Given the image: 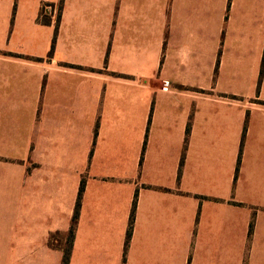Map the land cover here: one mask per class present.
<instances>
[{
  "label": "crops",
  "instance_id": "0c3cea01",
  "mask_svg": "<svg viewBox=\"0 0 264 264\" xmlns=\"http://www.w3.org/2000/svg\"><path fill=\"white\" fill-rule=\"evenodd\" d=\"M263 59L264 0H0V264L81 185L69 264H264Z\"/></svg>",
  "mask_w": 264,
  "mask_h": 264
},
{
  "label": "trees",
  "instance_id": "16d2710c",
  "mask_svg": "<svg viewBox=\"0 0 264 264\" xmlns=\"http://www.w3.org/2000/svg\"><path fill=\"white\" fill-rule=\"evenodd\" d=\"M59 20V14L57 16V21ZM41 23L43 24H50V16L46 15H41ZM55 40H56V33L52 39V44H51V50L48 55H51L52 50L55 45ZM264 72V59L261 65V70H260V76L263 75ZM189 129H187V135H188ZM82 188L83 186L81 185V188L78 193L75 209H74V214L71 219V224L69 230L65 234H61L59 232H56L55 234H52L48 241H47V246L51 249H58L62 252V260L61 264H69L70 257H71V252H72V243L73 239L75 236V231H76V225H77V220L79 216V208H80V200H81V193H82ZM135 201L133 202V207L131 210L130 218H129V225L128 229L126 232V238H125V243H124V254L126 252L130 235H131V229H132V224L134 220V213H135Z\"/></svg>",
  "mask_w": 264,
  "mask_h": 264
},
{
  "label": "built area",
  "instance_id": "2783aa9c",
  "mask_svg": "<svg viewBox=\"0 0 264 264\" xmlns=\"http://www.w3.org/2000/svg\"><path fill=\"white\" fill-rule=\"evenodd\" d=\"M45 9L49 12L51 17H57L59 14L58 10L56 8L51 7V6H46Z\"/></svg>",
  "mask_w": 264,
  "mask_h": 264
},
{
  "label": "rangeland",
  "instance_id": "374dc122",
  "mask_svg": "<svg viewBox=\"0 0 264 264\" xmlns=\"http://www.w3.org/2000/svg\"><path fill=\"white\" fill-rule=\"evenodd\" d=\"M51 7H53V6H51ZM53 8H55V7H53ZM46 12L48 13L47 15L50 16V18H51V15L49 14V12L47 10H46ZM56 19H57V17H56Z\"/></svg>",
  "mask_w": 264,
  "mask_h": 264
}]
</instances>
